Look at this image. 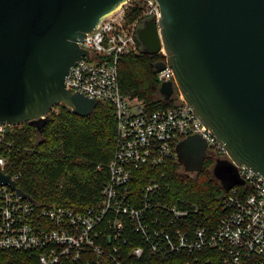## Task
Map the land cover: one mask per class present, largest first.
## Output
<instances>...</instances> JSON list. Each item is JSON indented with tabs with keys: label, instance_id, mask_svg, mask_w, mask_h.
<instances>
[{
	"label": "built area",
	"instance_id": "2783aa9c",
	"mask_svg": "<svg viewBox=\"0 0 264 264\" xmlns=\"http://www.w3.org/2000/svg\"><path fill=\"white\" fill-rule=\"evenodd\" d=\"M161 18L157 0H129L80 43L89 55L65 80L67 89L115 107L116 144L101 202L81 211L42 208L0 184V250L24 252L35 264H159L175 256L186 264H264V179L237 166L243 183L228 191L216 223L187 199L171 201L160 169L178 159L182 140L201 135L217 158L226 150L180 93L177 106L149 111L121 92V57L142 52L139 30ZM158 54L166 57L163 49ZM158 78L175 84L168 66ZM13 127L0 125V144ZM5 168L0 156V172L8 174Z\"/></svg>",
	"mask_w": 264,
	"mask_h": 264
},
{
	"label": "water",
	"instance_id": "95a60500",
	"mask_svg": "<svg viewBox=\"0 0 264 264\" xmlns=\"http://www.w3.org/2000/svg\"><path fill=\"white\" fill-rule=\"evenodd\" d=\"M162 18L138 33L142 51L166 53L175 84L164 82L169 101L177 90L226 150L214 170L229 191L242 184L237 166L264 179V0H157ZM129 0H0V125L32 123L41 132L58 105L82 118L97 100L66 88L71 68L89 51L80 43ZM178 162L199 173L208 156L201 135L182 140ZM0 184L22 198L10 174Z\"/></svg>",
	"mask_w": 264,
	"mask_h": 264
},
{
	"label": "trees",
	"instance_id": "16d2710c",
	"mask_svg": "<svg viewBox=\"0 0 264 264\" xmlns=\"http://www.w3.org/2000/svg\"><path fill=\"white\" fill-rule=\"evenodd\" d=\"M133 10V17L139 15ZM166 63L162 54L145 52L122 56L119 61L121 92L126 97L142 100L147 110L157 111L178 105L179 92L165 101L160 94L158 68ZM52 109L47 124L40 132L32 123L14 126L5 143L0 144V156L6 159V172L19 176L18 187L37 206L66 207L77 211L101 202V191L108 179L116 144L115 107L100 101L95 111L82 118L64 105ZM217 157L208 154L199 173H187L178 160H169L160 169L167 176L171 201L187 199L200 206L216 223L223 216V202L228 190L214 175ZM99 167L104 169L98 171ZM242 184H239L241 186ZM181 256L159 264H186ZM0 264H35L21 251L0 250Z\"/></svg>",
	"mask_w": 264,
	"mask_h": 264
},
{
	"label": "flooded vegetation",
	"instance_id": "af4514ba",
	"mask_svg": "<svg viewBox=\"0 0 264 264\" xmlns=\"http://www.w3.org/2000/svg\"><path fill=\"white\" fill-rule=\"evenodd\" d=\"M227 160H228V159H227ZM218 161H226V160L223 159V158H218V159H217V163H218ZM217 163H216L215 166H214V170L217 169V167H218V164H217ZM215 171H216V170H215ZM236 171H237V168H236ZM218 181H219L220 183H222L221 179H218Z\"/></svg>",
	"mask_w": 264,
	"mask_h": 264
},
{
	"label": "rangeland",
	"instance_id": "374dc122",
	"mask_svg": "<svg viewBox=\"0 0 264 264\" xmlns=\"http://www.w3.org/2000/svg\"><path fill=\"white\" fill-rule=\"evenodd\" d=\"M53 109L58 112V109L56 107H54ZM222 158L225 159V160H227V157L226 156L225 157H222Z\"/></svg>",
	"mask_w": 264,
	"mask_h": 264
}]
</instances>
